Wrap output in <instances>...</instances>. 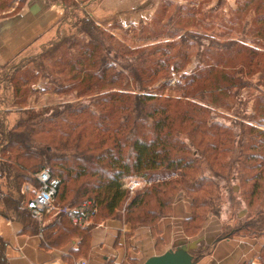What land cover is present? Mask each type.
I'll list each match as a JSON object with an SVG mask.
<instances>
[{"label": "trees", "instance_id": "obj_1", "mask_svg": "<svg viewBox=\"0 0 264 264\" xmlns=\"http://www.w3.org/2000/svg\"><path fill=\"white\" fill-rule=\"evenodd\" d=\"M62 1L78 10L77 0ZM252 3L258 19L251 40L217 32L220 17L212 13L219 4L186 14L182 3L158 7L135 46L82 10L67 32L16 61L1 99L13 115L0 114V214L14 213L25 231L37 233L38 222L22 204L33 193L22 189L38 188L37 174L48 169L60 185L42 226L44 244L82 238L73 251L79 256L87 254L92 226L73 223L65 210L90 202L98 209L95 223L121 219L128 199L123 178H156L128 201L133 228L156 232L174 197L185 192L192 215L184 229L191 236L220 214L219 180L236 178L254 212L239 230L264 237V0H240L229 20L243 26ZM39 77L47 83L35 89ZM39 93L57 99L39 102ZM224 113L238 118L239 132L222 121ZM5 245L0 237V264H8ZM260 259L264 264V244Z\"/></svg>", "mask_w": 264, "mask_h": 264}, {"label": "crops", "instance_id": "obj_2", "mask_svg": "<svg viewBox=\"0 0 264 264\" xmlns=\"http://www.w3.org/2000/svg\"><path fill=\"white\" fill-rule=\"evenodd\" d=\"M160 1L92 0L85 4L83 10L94 6V12H87L97 19L105 16L106 21L112 20L108 24L116 18L122 25H135L152 19ZM64 11L65 8L54 0H28L20 12L0 17V114L8 112L9 116L13 115L8 102L2 101L5 74L10 72L16 61L33 55L26 53L49 35ZM42 87L44 83L40 81L34 85L35 89ZM39 94L48 95V101L57 98L49 93ZM9 215L14 213L0 214V237L6 244L8 264H80L82 261L87 264H143L152 256L175 250L198 239L196 246L190 250L196 264H261L263 242L246 235L221 236V214L212 215L197 236L187 234L184 222L192 215V205L185 192L174 197L172 213L159 220L156 232L148 226L133 228L125 215L121 219L102 218L97 223L93 221L88 225L92 226L89 249L87 254L79 256H75L73 251L79 249L82 238H75L70 244L61 247H49L44 244L42 231L47 220L42 225L37 221L40 229L33 233L25 231L21 221Z\"/></svg>", "mask_w": 264, "mask_h": 264}, {"label": "rangeland", "instance_id": "obj_3", "mask_svg": "<svg viewBox=\"0 0 264 264\" xmlns=\"http://www.w3.org/2000/svg\"><path fill=\"white\" fill-rule=\"evenodd\" d=\"M28 0H0V17L3 16H7L9 14H15L17 12H20L23 8H25L26 6V2ZM56 2H59L60 6L62 5L65 8L64 14L61 17V19L59 20V22L57 23L56 26H53L51 28V32L49 33V35L47 37L42 38L41 41H38V43L34 46H32L29 51H27L26 54H36L38 52H40V50L42 49L43 45L49 43L52 39H54L58 34H64L65 32H67V29L69 28V26L73 23V21H75V17L76 16H80L82 14V10L83 7H85L86 3L90 2L88 0H77L79 7L78 10H73L70 9L72 11H70L66 6L65 2L62 0H54ZM92 1V0H91ZM173 1V4H169V0H161L159 3L160 9L167 4L168 9H171L175 4L177 3H183V5L186 7V11L184 10V13L186 14L187 10H194L196 13L198 11H203V12H208L209 10H211V8H214V6L216 5H220V8H218V11L215 13H212V15H218V17H220V24L218 25V33H222L223 31H226L227 36L226 38L228 39H252L253 35L250 34L251 33V29L254 26V24H256V20L258 19V16L255 14V12L253 11L254 9V5L252 3V5L250 6L251 8L248 9V12L242 14V18L245 19L244 22L245 24L243 26H236L235 24H239V22H235V24H231L233 23L231 20H229V17L231 16V10H234L237 8L238 3L240 2V0H183L182 2L180 1H176V0H171ZM98 6V5H97ZM75 11V12H74ZM86 11L89 12H94L95 11V7H89L87 8ZM262 11V10H261ZM260 11V12H261ZM74 14L75 16H72L71 14ZM222 16V17H221ZM97 24L99 26H101V28H104L105 30H107L108 32H111L112 34H114L115 36H117L118 38H122L123 40L128 41V43H131L132 45H138V44H142L140 39L141 36H139V32L140 31V27H142L141 25H146L149 21H151L152 19L148 20L147 22H139L135 25L132 24H121L119 22H117L116 18L114 22L109 23V21L111 22L112 20H107L106 21V17L105 16H99L98 19L96 18V16H94ZM222 18V19H221ZM106 21V23H105ZM235 25L237 28H233L232 26ZM61 28L60 29H57ZM231 28L233 30H231ZM57 30V31H56ZM249 30V31H248ZM57 32V34L55 33ZM248 32V33H247ZM55 34V35H54ZM249 41V40H248ZM45 42V43H44ZM44 43L41 47L40 45ZM196 64V61H193V63L189 64L186 68L185 71H190L194 68ZM37 81H40L42 84L47 83L46 79H43L42 77H39ZM174 84V82H172ZM34 96H39V102H49L48 101V95H34ZM54 98V97H53ZM52 99V98H50ZM57 99V98H56ZM56 99H52V102H55ZM68 100V99H67ZM249 109H251L249 107ZM226 115V119H222V121L226 122L227 124L231 125L233 127V129L236 132H239V126L237 124V117L234 116L231 113H224ZM142 178L148 183L142 186H145V188L149 187L152 183H156L153 182L154 179L156 180V178H152L153 181H149L148 178H150V176L147 177H143ZM233 181H223V180H219L220 184L222 186V201H221V205H220V214L223 216L222 217V222H223V229L221 232V236H228V235H233V234H239V235H246V236H251L254 237L258 240H261L264 244V237H261L260 235L257 236H253L250 235L249 233L245 232L244 230H239L241 228V224H244L247 219L252 216L254 214L253 209H251V207L248 206L246 199L244 198V196L241 193V188L239 187V181L236 178H233ZM144 188V187H143ZM236 188L235 192L234 190H232ZM141 191V190H139ZM128 205V201H126L124 203L123 206V210L121 212L122 216H126L127 217V213H126V207ZM55 211V209H54ZM52 213V212H51ZM212 215H210L207 219V221L205 222L204 226L207 224V222L209 221V218Z\"/></svg>", "mask_w": 264, "mask_h": 264}, {"label": "built area", "instance_id": "obj_4", "mask_svg": "<svg viewBox=\"0 0 264 264\" xmlns=\"http://www.w3.org/2000/svg\"><path fill=\"white\" fill-rule=\"evenodd\" d=\"M37 176L40 181V186L35 188L31 184L25 185L22 189V193L32 192L33 197L24 201L22 204L28 209L32 218L42 225L46 216L55 208V199L58 193L60 180L57 177H53L48 169H43ZM145 184L148 183L142 178V174H138L135 177L123 178L122 186L128 191L127 201H130L137 192H140L139 190L142 191V185ZM65 211L69 214L73 223L79 226H88L92 224L98 209L89 202V204L85 203L78 208L67 209ZM80 264L87 263L82 261Z\"/></svg>", "mask_w": 264, "mask_h": 264}, {"label": "water", "instance_id": "obj_5", "mask_svg": "<svg viewBox=\"0 0 264 264\" xmlns=\"http://www.w3.org/2000/svg\"><path fill=\"white\" fill-rule=\"evenodd\" d=\"M199 239L193 243L180 246L175 250H169L161 255L152 256L143 264H196L190 250L196 246Z\"/></svg>", "mask_w": 264, "mask_h": 264}]
</instances>
